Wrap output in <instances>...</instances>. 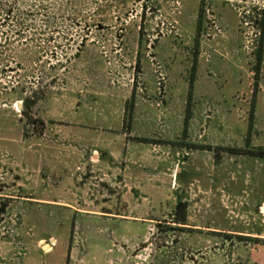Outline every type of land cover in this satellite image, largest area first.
<instances>
[{"label":"rangeland","instance_id":"obj_1","mask_svg":"<svg viewBox=\"0 0 264 264\" xmlns=\"http://www.w3.org/2000/svg\"><path fill=\"white\" fill-rule=\"evenodd\" d=\"M263 7L0 0V264H260Z\"/></svg>","mask_w":264,"mask_h":264},{"label":"crops","instance_id":"obj_2","mask_svg":"<svg viewBox=\"0 0 264 264\" xmlns=\"http://www.w3.org/2000/svg\"><path fill=\"white\" fill-rule=\"evenodd\" d=\"M224 52L227 53V59L226 64L237 66L242 65L245 62V57L241 52V38L240 34L237 31V25L233 22V19L229 21L228 24V30H227V40L224 42V46L222 49ZM219 52L214 51L213 57L217 58L219 57ZM260 165H262V161H258ZM247 164V163H246ZM263 166V168H262ZM261 166L260 169L253 170L254 174H251L252 179L247 181L245 178L240 180V185H246L247 187L253 188L255 192H264V172L262 173L264 169V164ZM242 171V170H241ZM261 172V173H260ZM259 258L256 259V261L260 264H264V253L263 251H260Z\"/></svg>","mask_w":264,"mask_h":264},{"label":"trees","instance_id":"obj_3","mask_svg":"<svg viewBox=\"0 0 264 264\" xmlns=\"http://www.w3.org/2000/svg\"><path fill=\"white\" fill-rule=\"evenodd\" d=\"M188 210H189V205L187 203H182V202L178 203L174 214L176 224L187 225L186 223L188 220V216H187Z\"/></svg>","mask_w":264,"mask_h":264},{"label":"built area","instance_id":"obj_4","mask_svg":"<svg viewBox=\"0 0 264 264\" xmlns=\"http://www.w3.org/2000/svg\"><path fill=\"white\" fill-rule=\"evenodd\" d=\"M263 9H264V7H263Z\"/></svg>","mask_w":264,"mask_h":264}]
</instances>
